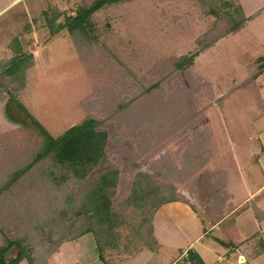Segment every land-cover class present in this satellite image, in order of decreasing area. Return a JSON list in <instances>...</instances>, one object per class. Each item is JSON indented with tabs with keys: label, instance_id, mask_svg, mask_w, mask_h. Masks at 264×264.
Here are the masks:
<instances>
[{
	"label": "rangeland",
	"instance_id": "obj_1",
	"mask_svg": "<svg viewBox=\"0 0 264 264\" xmlns=\"http://www.w3.org/2000/svg\"><path fill=\"white\" fill-rule=\"evenodd\" d=\"M26 1L31 4L29 11L15 7L0 16V176L8 175L6 165H12L13 159H20L21 147L36 139L38 127L26 109L54 136L85 117L100 119L101 128L107 130L108 136L106 158L96 169L119 170L112 193L119 223L113 228V244L111 240L105 242L110 236L102 238L106 243L99 247L103 256L105 248L123 255L143 244L136 229L140 228L142 216H150L151 211L143 212L134 203L125 204L137 173L151 174L155 184L163 187V196L171 193L172 184H176L175 192L188 196L213 165L210 155L212 160H207L209 152L205 153L208 165L201 163L202 144L204 149H209L207 134L212 129L217 134L222 130L227 132L223 147L228 153L239 142L236 148L243 163L250 160L252 153L257 155V140L248 137L246 123L257 112L254 93L251 87L235 86L249 75L250 67L255 65L252 61L264 55V8L253 19L246 20L239 31L225 34L212 46L198 51L188 68L191 79L180 70L158 81L161 77L157 78L158 72L162 74L168 69L159 66L150 73L153 62L193 52L198 46L196 38L215 20L196 0H130L103 7L94 12L93 18L103 32L98 38L107 37L108 47L114 53L93 45L86 49L89 51L84 56L68 30L62 27L52 32L43 14L53 7L73 12L84 0ZM239 1L245 14L264 4V0ZM63 20V13L55 19ZM16 46L23 47V53L35 50L36 64L27 69L23 67L26 62L21 67L13 66L11 57L16 53ZM12 71L19 75L13 84ZM23 78L24 85L18 89L17 84L21 85ZM145 78H149L148 87L153 92H145L138 85ZM191 80L195 81L194 88ZM255 84L260 92L264 75H258ZM226 92L231 94L227 96L230 98L221 102ZM190 96L199 112L186 119L191 103L186 99ZM237 120H243L238 123L239 129ZM231 136L234 141L230 140ZM211 150L214 152V147ZM223 158L226 161V155ZM73 192L77 196L78 189ZM71 244L65 241L59 262L51 257L49 264L79 263L74 249H70ZM21 263L29 264L26 258Z\"/></svg>",
	"mask_w": 264,
	"mask_h": 264
},
{
	"label": "trees",
	"instance_id": "obj_2",
	"mask_svg": "<svg viewBox=\"0 0 264 264\" xmlns=\"http://www.w3.org/2000/svg\"><path fill=\"white\" fill-rule=\"evenodd\" d=\"M126 1L130 0H84L73 12L53 7L51 10H44L43 14L52 32L55 33L62 27L68 30L82 56L93 45L113 54L114 50L108 47L110 44L106 41L107 37L103 35L102 39L98 38L103 32L94 21V12ZM235 1L237 0H196L195 3L203 11L214 16L212 25L196 38L198 46L193 52L160 58L153 62L149 72L165 66L168 70L162 74L158 72L157 78L161 76L158 81L180 70L191 79L188 68L193 56L201 49L212 46L221 36L238 31L247 19L261 9L245 16L238 1L234 4ZM61 13L64 20L55 21ZM95 29L100 31H97L98 35ZM100 40L101 44L98 42ZM15 48L16 53L11 57L13 66L21 67L26 62L23 67H30L34 61L32 53H23L21 46ZM252 63L255 65H249V75L238 82L235 88L251 87L255 103L262 108L263 99L255 79L264 72V55L258 56ZM11 74L15 78L11 81L13 84L19 75L13 71ZM195 78L200 80L199 76ZM24 81L25 78L21 85L17 84L18 89L24 85ZM148 82L149 78H145V82L138 85L142 86L143 91L150 92ZM191 83L194 88L195 81L191 80ZM184 88L188 90L186 85ZM228 95L229 92L223 94L220 101ZM188 98L186 101L191 103L188 104L190 111L186 119L197 116L199 112L192 105L191 96ZM111 99L114 97L111 96ZM18 105L23 108L22 103L18 102ZM118 106L119 103L115 108ZM26 111L38 127V132L32 143L30 141L21 147L20 159H13L12 165H6L8 175L0 176V264H22L21 260L24 258L29 264H48L49 257L64 241L88 231L95 235L100 247L110 240L113 244L115 239L111 235L114 234L113 228L119 223V219L117 220L113 209L112 193L118 182L119 170L114 167L96 169L106 158L108 132L101 128V120L94 116L85 117L54 136L27 109ZM187 123L188 120L185 121ZM193 142H198L196 136ZM172 187L169 190L174 191L175 188ZM76 188L78 194L74 196L73 190ZM162 190L161 184H155L151 174L139 172L133 180L131 194L125 199V204L134 203L143 212L151 211L150 216H142L140 228L136 226V235L146 244L151 242L153 212L164 201L179 199L174 194L161 195ZM106 235L110 237L103 242L102 238ZM186 255V260L191 264H205L191 247L187 249Z\"/></svg>",
	"mask_w": 264,
	"mask_h": 264
},
{
	"label": "crops",
	"instance_id": "obj_3",
	"mask_svg": "<svg viewBox=\"0 0 264 264\" xmlns=\"http://www.w3.org/2000/svg\"><path fill=\"white\" fill-rule=\"evenodd\" d=\"M238 3L244 13L239 0ZM30 5L26 0H4L0 3V16L15 7L29 11ZM263 8L264 4L252 13L244 14L248 16L260 9L256 15L249 18L251 20ZM28 53H32V67L36 64L35 50ZM260 75H264V72ZM260 92L263 107L260 108L256 104L257 112L252 118L246 119L248 137L253 136L259 146L256 156L252 153V156L248 157L250 160L243 163L236 148L239 142H236V147L228 153L223 147L227 132L222 130L217 134L212 129L207 134L208 144L211 145L209 149H204L202 144L201 163H205V153L209 152L207 160L214 159V166H206L210 173L207 172L202 182L194 185L191 194L185 196L171 190L170 194L179 199L164 201L157 207L151 219L150 244L143 243L134 251L123 255L105 248L103 256L95 235L88 231L68 240L72 243L70 249H74L78 256L77 264H191L184 254L190 247L201 256L205 264H234L239 254H243L250 264H264V85L260 87ZM229 98L230 96L224 100ZM239 121L235 122L237 129L240 128ZM221 128L223 129L222 126ZM230 140L234 141V137L231 136ZM213 147L214 152L211 150ZM224 155L227 162L223 158ZM206 164L208 165L206 162L204 166ZM175 185L170 186L176 188ZM176 230L179 238L175 235ZM183 236L184 239L180 240ZM61 245L49 259L54 257V262H59L58 257L63 251Z\"/></svg>",
	"mask_w": 264,
	"mask_h": 264
},
{
	"label": "built area",
	"instance_id": "obj_4",
	"mask_svg": "<svg viewBox=\"0 0 264 264\" xmlns=\"http://www.w3.org/2000/svg\"><path fill=\"white\" fill-rule=\"evenodd\" d=\"M184 254L186 255L187 252H184ZM234 264H248V261L246 260V257L243 254H239Z\"/></svg>",
	"mask_w": 264,
	"mask_h": 264
}]
</instances>
